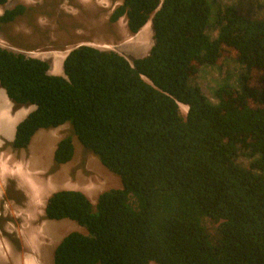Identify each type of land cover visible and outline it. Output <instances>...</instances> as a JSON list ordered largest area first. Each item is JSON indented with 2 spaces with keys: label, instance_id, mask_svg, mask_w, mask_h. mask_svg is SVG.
Instances as JSON below:
<instances>
[{
  "label": "trees",
  "instance_id": "16d2710c",
  "mask_svg": "<svg viewBox=\"0 0 264 264\" xmlns=\"http://www.w3.org/2000/svg\"><path fill=\"white\" fill-rule=\"evenodd\" d=\"M262 5L239 0L212 10L209 0H122L108 22L125 14L136 32L150 18L147 55L128 59L80 44L58 75L47 60L0 46V88L13 110L34 107L4 144L23 149L39 129L68 123L53 168L71 160L75 135L121 181L95 204L80 190L50 193L44 218L86 230L64 235L52 264H264ZM25 8H4L0 25ZM225 46L263 73L242 90L217 86L213 102L194 79L196 63L214 65Z\"/></svg>",
  "mask_w": 264,
  "mask_h": 264
},
{
  "label": "rangeland",
  "instance_id": "374dc122",
  "mask_svg": "<svg viewBox=\"0 0 264 264\" xmlns=\"http://www.w3.org/2000/svg\"><path fill=\"white\" fill-rule=\"evenodd\" d=\"M209 1L214 10L216 5L224 8L235 5L239 0ZM253 1L260 7L264 4V0ZM120 2L121 0H7L0 6V13L4 7L8 8L15 3L25 5L27 10L13 22L0 25V46L47 60L50 69L53 62L51 71L59 74H62L61 61L66 54L64 51L78 44L87 43L99 48L115 49L128 59L131 56H142L143 51L147 52L149 47L145 50L138 49L139 39L125 30V17L118 19L117 23L108 22V15L114 4ZM216 33L215 30L210 31L211 36H216ZM222 48L214 65L196 63L194 79L213 102H217L213 95L217 86L227 82L236 90H242L243 86L250 87L254 84L263 73L260 66L238 63L235 51L231 48ZM244 76L249 80H243ZM1 93L5 95L2 88L0 95ZM249 97L251 102L258 101L251 95ZM185 109L186 106L180 109L182 115H185ZM28 110L24 109L22 113L26 114ZM10 111L15 116L18 110H13L10 103ZM18 121L16 120L15 125ZM5 124V120L0 124V131L4 135L8 133ZM15 125L8 138L11 141ZM65 134H70L68 123L54 129H39L26 148L16 151L4 144L6 140L0 137V171L4 170L0 172V264H52L53 249L64 235L74 230L86 233L83 226L71 219L44 218V206L40 208L39 203L46 200L51 192L57 189H78L95 204L101 191L121 187L119 176L104 167L95 155L83 149L75 135H72L74 154L71 160L53 168L54 147ZM237 161L243 166L248 162L242 155L238 156ZM26 176L31 178L39 194L33 191L34 188L31 189V183L23 181ZM38 195L43 199L36 200L34 196ZM36 202L38 207L35 206ZM149 263L156 264L153 261Z\"/></svg>",
  "mask_w": 264,
  "mask_h": 264
},
{
  "label": "bare ground",
  "instance_id": "6f19581e",
  "mask_svg": "<svg viewBox=\"0 0 264 264\" xmlns=\"http://www.w3.org/2000/svg\"><path fill=\"white\" fill-rule=\"evenodd\" d=\"M107 4V3H106ZM127 35V34H126ZM130 35H134L135 36V38H138L139 39V41H137L138 42V46H139V50H140V48H142L143 50H145L146 48H148V47H150L151 46V44H152V30H151V25H150V21H146L140 28H139V30L135 33V34H132V33H130ZM129 35V36H130ZM69 51V49H66L64 52H68ZM143 54H146V51L144 52L143 51ZM65 55H67V54H65ZM64 55V56H65ZM64 56L62 57V61H63V58H64ZM140 56V55H139ZM143 57V56H142ZM62 61H61V65H62ZM55 62V61H54ZM53 63V62H52ZM52 63H51V69H52ZM54 66V65H53ZM51 69H50V73H52V71H51ZM54 74H59V73H54ZM31 106H28V107H21V108H19V110H24V109H29ZM179 107L180 108H182V107H185L184 105H181V104H179ZM18 110V111H19ZM30 110V109H29ZM28 110V111H29ZM28 111L26 112V114L28 113ZM185 111H186V109H185ZM25 114V115H26ZM21 116V115H20ZM25 117V116H24ZM23 117V118H24ZM22 118V119H23ZM63 129V128H62ZM4 171V170H3ZM3 171H0L1 173L3 172ZM20 173H23V171H20ZM23 179V178H22ZM24 180H27V183L28 184H30L31 183V189L32 188H34V192L36 191V192H38V194L40 193L38 190H37V188H36V186L33 184V182H32V180H31V178L29 177V176H26L25 177V179H23V181ZM52 182V181H51ZM50 182V183H51ZM46 189H48V188H46ZM48 191V190H47ZM35 197V199L37 200L38 199V201H40V200H42L43 199V197H41V195H38V196H34ZM37 201V202H38ZM37 202L35 203V206H37L36 204H37ZM44 203H45V199H43V201L41 202V203H39L40 204V208H42L43 206H44ZM38 207V206H37ZM30 262V261H29ZM150 264V263H149Z\"/></svg>",
  "mask_w": 264,
  "mask_h": 264
},
{
  "label": "crops",
  "instance_id": "0c3cea01",
  "mask_svg": "<svg viewBox=\"0 0 264 264\" xmlns=\"http://www.w3.org/2000/svg\"><path fill=\"white\" fill-rule=\"evenodd\" d=\"M5 94V92H4ZM0 103L2 104V106H0V124L3 120L6 121L5 127L7 130V134L4 135L1 131H0V137H2L4 140L7 141H11L10 139H8L9 137H11L10 132L13 130V126L15 125L16 120H20L22 119L25 114H23L22 110H19L15 116H12V113L10 111V101L8 100L6 94L3 95L1 93L0 95ZM21 115V116H20ZM13 118V119H11ZM63 125V124H62ZM61 126V125H60ZM57 126V127H60ZM15 129V128H14ZM6 136V137H5ZM33 137V136H32ZM32 139V138H31Z\"/></svg>",
  "mask_w": 264,
  "mask_h": 264
},
{
  "label": "clouds",
  "instance_id": "9594fccd",
  "mask_svg": "<svg viewBox=\"0 0 264 264\" xmlns=\"http://www.w3.org/2000/svg\"><path fill=\"white\" fill-rule=\"evenodd\" d=\"M121 2H122V0H121ZM121 2L120 3H118V4H114V7H113V9L116 7V6H118L119 4H121ZM116 3V2H115ZM237 3V2H236ZM236 3H235V5H236ZM1 6V5H0ZM4 9V8H3ZM113 9H112V11H113ZM3 11V10H2ZM111 11V12H112ZM111 12H110V14H111ZM2 13V12H1ZM1 13H0V15H1ZM109 14V15H110ZM109 15H108V21L110 20L109 19ZM125 17V21H124V27H125V30L128 32V33H132V34H135L136 32H130L129 30H128V28H127V21H126V15L125 14H123L122 16H119L114 22H112V23H117L118 22V19H120L121 17ZM147 21H150V18L147 20ZM151 22V21H150ZM150 25H151V23H150ZM139 30V29H138ZM152 30V29H151ZM216 31V30H215ZM217 32V31H216ZM217 34V33H216ZM212 37H215V36H212ZM152 43H153V38H152ZM85 44H87V43H85ZM78 45H80V44H78ZM88 45H92V44H88ZM152 45V44H151ZM77 46V45H76ZM93 46V45H92ZM94 47H96V46H94ZM151 47V46H150ZM150 47L148 48V51H149V49H150ZM2 48H4V47H2ZM99 48V47H98ZM5 49H7V48H5ZM104 49H108V48H104ZM148 51L146 52V54H144V55H142V56H145V55H147V53H148ZM142 56H136V57H142ZM236 61L239 63V61L237 60V57H236ZM49 72H50V68H49ZM52 74H54V73H52ZM58 75V74H57ZM180 108V107H179ZM32 109H34V107L32 108ZM181 109V108H180ZM17 110H19V109H17ZM31 111V110H30ZM181 111V110H180ZM186 111H187V106H186ZM186 111H185V113H186ZM18 111H16V113H17ZM20 121V120H19ZM18 121V122H19ZM17 124V123H16ZM65 124V123H64ZM55 128H57V127H55ZM54 129V128H53ZM59 140V139H58ZM7 141V140H6ZM7 142H11V141H7ZM58 190V189H57ZM78 190V189H77ZM81 191V190H80ZM49 196V195H48ZM47 196V197H48ZM97 198V197H96ZM47 199V198H46ZM90 199V198H89ZM45 202H46V200H45ZM44 208V207H43ZM151 264V263H150Z\"/></svg>",
  "mask_w": 264,
  "mask_h": 264
},
{
  "label": "flooded vegetation",
  "instance_id": "af4514ba",
  "mask_svg": "<svg viewBox=\"0 0 264 264\" xmlns=\"http://www.w3.org/2000/svg\"><path fill=\"white\" fill-rule=\"evenodd\" d=\"M18 4H19V3H18ZM18 4L15 3L13 6L18 5ZM13 6H10V7H8V8H12ZM24 6H25V5H24ZM25 7H26V6H25ZM4 8H5V7H4ZM26 10H27V7L25 8V11H26ZM25 11H24V12H25ZM2 12H3V11H2ZM24 12H23V13H24ZM23 13H22V14H23ZM22 14H20L19 16H21ZM19 16L15 17V18H14L13 20H11L9 23L13 22V21H14L15 19H17ZM39 222H42V221L40 220ZM5 258L7 259V257H5Z\"/></svg>",
  "mask_w": 264,
  "mask_h": 264
}]
</instances>
